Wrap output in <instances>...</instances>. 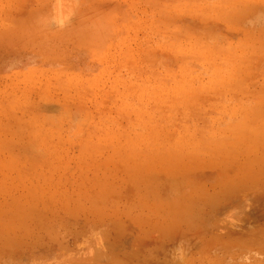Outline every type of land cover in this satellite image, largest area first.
<instances>
[{
  "label": "rangeland",
  "instance_id": "rangeland-1",
  "mask_svg": "<svg viewBox=\"0 0 264 264\" xmlns=\"http://www.w3.org/2000/svg\"><path fill=\"white\" fill-rule=\"evenodd\" d=\"M0 264H61L57 0H0Z\"/></svg>",
  "mask_w": 264,
  "mask_h": 264
}]
</instances>
